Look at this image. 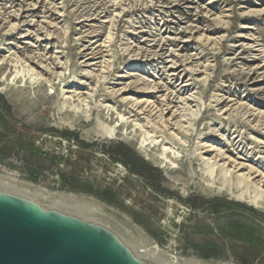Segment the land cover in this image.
I'll return each mask as SVG.
<instances>
[{
	"label": "rangeland",
	"instance_id": "rangeland-1",
	"mask_svg": "<svg viewBox=\"0 0 264 264\" xmlns=\"http://www.w3.org/2000/svg\"><path fill=\"white\" fill-rule=\"evenodd\" d=\"M210 146L264 173V0H0V189L164 264H264V196Z\"/></svg>",
	"mask_w": 264,
	"mask_h": 264
},
{
	"label": "water",
	"instance_id": "water-1",
	"mask_svg": "<svg viewBox=\"0 0 264 264\" xmlns=\"http://www.w3.org/2000/svg\"><path fill=\"white\" fill-rule=\"evenodd\" d=\"M0 264H164L109 227L0 189Z\"/></svg>",
	"mask_w": 264,
	"mask_h": 264
},
{
	"label": "bare ground",
	"instance_id": "bare-ground-1",
	"mask_svg": "<svg viewBox=\"0 0 264 264\" xmlns=\"http://www.w3.org/2000/svg\"><path fill=\"white\" fill-rule=\"evenodd\" d=\"M163 51V49H162ZM172 54V53H171ZM171 57L174 56L173 54L170 55ZM174 61V60H173ZM171 62V61H170ZM174 64V63H172ZM175 67V65H174ZM171 66V68H174ZM173 70V69H172ZM176 71V70H175ZM174 72V71H173ZM175 76V75H173ZM178 77V75H177ZM168 99V98H167ZM185 100H190V99H185ZM134 104V103H133ZM170 104V103H169ZM135 105V104H134ZM137 105V104H136ZM169 109V108H168ZM147 110V109H146ZM180 112V111H179ZM144 113V112H143ZM153 114V113H152ZM175 114L172 115V117ZM176 118V117H175ZM181 119V118H180ZM179 121V120H178ZM182 121H179L178 123L181 124ZM182 125V124H181ZM184 125V124H183ZM211 148V149H210ZM210 150L209 152H216V157L214 158L215 160L220 159V160H227L228 162H226L223 166H226V164L231 167L232 172L233 171H243L246 170L247 172L242 174L241 177L244 180L245 183H247L248 185L252 184L255 188V190H257V192L261 193L264 196V173L258 169L255 168L254 166H246L245 163H237V161H232L230 158H227L226 153L223 152L222 150H217L215 148H213V146H210ZM257 178H260L258 181H256ZM242 182V181H241ZM258 198V197H257ZM257 200V199H255ZM87 219V218H86Z\"/></svg>",
	"mask_w": 264,
	"mask_h": 264
},
{
	"label": "trees",
	"instance_id": "trees-1",
	"mask_svg": "<svg viewBox=\"0 0 264 264\" xmlns=\"http://www.w3.org/2000/svg\"><path fill=\"white\" fill-rule=\"evenodd\" d=\"M125 156L124 157H127L126 159V165H128L129 167H133L134 168V171L137 172V167L136 166H133L134 165V156L131 154H124ZM129 156V157H128ZM243 231H247L245 230L244 228H242Z\"/></svg>",
	"mask_w": 264,
	"mask_h": 264
}]
</instances>
